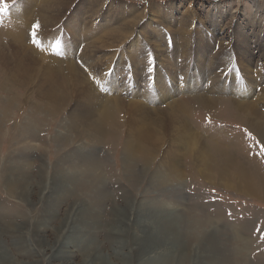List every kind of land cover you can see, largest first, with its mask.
Instances as JSON below:
<instances>
[{
  "label": "bare ground",
  "instance_id": "6f19581e",
  "mask_svg": "<svg viewBox=\"0 0 264 264\" xmlns=\"http://www.w3.org/2000/svg\"><path fill=\"white\" fill-rule=\"evenodd\" d=\"M74 1L59 0L55 5L53 0H41L34 12L33 8L25 7V0H17L9 10L0 13V137L6 136L12 143L22 136L32 139L39 126L34 116L59 115L69 105L64 110L66 128L76 137L87 136L90 141L96 137L111 145L120 141L122 163L127 167V176L132 175L129 183L140 182L152 162L160 163L165 174L177 178L181 176L182 165L186 164L196 176L217 180L226 188H234L247 196L264 198V158L260 155L261 168L253 159L245 157L248 153L241 147L244 134L241 136L235 130H246L253 148L257 149L258 143L264 147V115L258 103L264 102V90L256 92L252 77L234 73L236 68H231L226 54L214 56L216 60H213L214 57L209 59L210 56L197 52L199 65H191L193 48L189 47L191 42L184 29L180 42L173 44L177 47H161L159 29L145 22L141 31L156 32L158 39L152 47H136L138 35L143 32L139 30L138 34L130 35L128 28L117 32L121 27L110 24L112 8L101 15L95 27L92 18L96 16L100 0H79L72 7ZM153 9L151 5L150 21L157 15ZM54 11H57L56 20L52 17ZM60 18L63 20L59 23ZM37 23L39 28L34 30L33 25ZM204 67L208 71L206 75L202 71ZM196 115L203 120L195 121ZM208 118L216 123L224 121L228 128L216 123L217 127H210L202 122ZM10 122L12 125L8 127ZM116 129L124 131L119 140L115 137ZM139 164L141 168L135 172ZM89 166L86 171L93 170L95 165ZM155 172L153 174L158 175ZM134 173L137 174L133 176ZM99 176L102 175L98 173L96 180L101 178ZM153 178L158 180L156 176ZM16 181L11 182V190L19 187ZM126 207L131 214L132 200ZM125 210V207L119 209L116 235L124 231L121 225L128 226L130 222ZM96 214L94 209H84L79 217H88L87 223L98 222ZM77 217L74 222L79 224ZM134 223L141 232L158 224L165 230L169 225L167 221L154 219L145 223L135 219ZM85 227L87 224L81 226ZM63 231L54 244L57 253L65 252V248L70 258L72 250L68 245L74 244L69 237L74 227H69L68 222ZM147 238L137 234L131 244L117 243L118 248L127 250L125 255L113 251L99 256L90 251L81 264H127V256L131 257L133 249L137 251L138 264H143L141 251L152 249V242ZM208 243L215 253L219 252V245L212 244L211 239ZM88 245L89 242L82 247ZM172 250V247L156 250L153 259ZM90 253L92 256L88 257ZM177 253L178 257L180 251ZM179 258L178 264H182ZM218 258L213 260L223 262L224 257ZM153 259V264L158 262Z\"/></svg>",
  "mask_w": 264,
  "mask_h": 264
},
{
  "label": "rangeland",
  "instance_id": "374dc122",
  "mask_svg": "<svg viewBox=\"0 0 264 264\" xmlns=\"http://www.w3.org/2000/svg\"><path fill=\"white\" fill-rule=\"evenodd\" d=\"M16 1L2 0V4L7 5L2 12L9 10ZM53 1L55 5L59 2ZM78 1L75 0L72 7ZM40 2L25 0V7L37 11ZM151 5L158 15L152 22L148 19ZM109 8L114 10L111 26L121 27V31L116 29L117 32L127 28L130 35L138 34L139 30L143 32L138 35L136 47H152L158 39L156 32L144 28L141 31L145 22L159 29L161 47H177L184 29L191 42L189 47L193 48L191 65H199L197 52L204 57L210 56L209 59L226 54L231 68H236L234 73L252 77L256 92H263L264 0H100L96 16L92 18L95 27ZM52 14L56 20L57 11ZM63 19L60 18L59 23ZM106 19L110 20V16ZM55 25L58 26V22ZM201 47L205 48L200 50ZM202 71L205 75L208 73L205 67ZM34 101L38 100L35 98ZM258 103L264 115V102ZM28 104L32 105L31 102ZM67 108L59 115L42 113L34 116L39 126L32 139L22 136L12 143L6 136L0 137V264H81L90 251L99 256L113 251L125 255L127 250L118 248L117 243L131 244L137 234L147 236L152 242V249H143L140 253L143 264L152 263L156 250L171 247L172 251L153 259V262L158 261L154 264H178L183 253L185 264H264V198L247 196L234 188H226L217 180L196 176L186 164L182 165L181 176L177 178L165 174L160 163L152 162L140 182L129 183L132 175L127 176V167L122 163L120 141L111 145L96 137L92 141L87 136L76 137L66 128ZM197 118L203 120L196 115L195 121ZM202 122H207L210 127H217V124L228 128L224 121L216 123L208 118ZM235 130L240 131L236 133L241 136L244 134L241 147L249 154L245 157L253 159L260 167L264 147L258 143V148H253L246 130ZM114 131L117 132L116 139H121L123 129ZM92 163L95 165L93 170L86 171ZM139 168L140 164L133 169L138 172ZM91 171L100 173L101 178L96 180L97 174ZM155 171L158 175L153 174ZM10 181H16L19 187L11 190ZM129 200H132L131 214L126 207ZM122 207L126 209V216H130V222L128 226L121 225L126 233L116 235L114 229L119 224L118 212ZM84 209H94L98 222L87 223L88 217L80 218ZM75 216L80 218L79 224L74 222ZM135 219L138 223L150 219L167 221L169 225L164 230L162 224H158L154 228H145L142 233L139 226L134 225ZM68 222L69 227H74L69 237L75 245H68L72 250L70 258L65 248V252L57 253L54 244ZM85 224L87 227L81 228ZM209 239L212 244L219 245L218 253L210 248ZM88 242L89 245L83 248ZM177 251H180L178 257ZM131 254L130 258L127 256V264H138L137 251L133 249ZM215 257L220 260L224 257L223 262L214 261Z\"/></svg>",
  "mask_w": 264,
  "mask_h": 264
},
{
  "label": "snow or ice",
  "instance_id": "6c2138e0",
  "mask_svg": "<svg viewBox=\"0 0 264 264\" xmlns=\"http://www.w3.org/2000/svg\"><path fill=\"white\" fill-rule=\"evenodd\" d=\"M0 4H2V0H0ZM6 8H7V5L6 4H2V7H0V12H2ZM38 28H39V24L38 23L33 25V29L34 30L38 29Z\"/></svg>",
  "mask_w": 264,
  "mask_h": 264
}]
</instances>
